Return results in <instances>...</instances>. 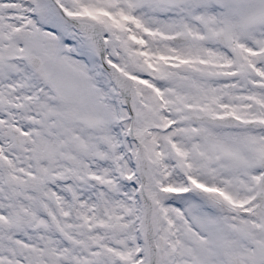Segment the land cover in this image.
Masks as SVG:
<instances>
[{"label":"snow or ice","instance_id":"obj_1","mask_svg":"<svg viewBox=\"0 0 264 264\" xmlns=\"http://www.w3.org/2000/svg\"><path fill=\"white\" fill-rule=\"evenodd\" d=\"M0 264H264V0H0Z\"/></svg>","mask_w":264,"mask_h":264}]
</instances>
